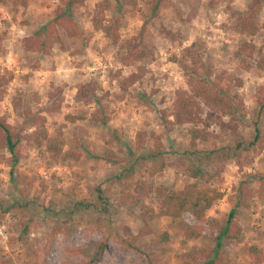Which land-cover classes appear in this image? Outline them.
I'll use <instances>...</instances> for the list:
<instances>
[{"label":"rangeland","instance_id":"obj_1","mask_svg":"<svg viewBox=\"0 0 264 264\" xmlns=\"http://www.w3.org/2000/svg\"><path fill=\"white\" fill-rule=\"evenodd\" d=\"M68 4L76 32L53 23ZM51 23L59 40L48 52L24 51ZM222 94L233 109L211 102ZM0 96V120L25 146L37 126L62 142L58 154L44 140L0 162V264H85L102 244L96 264H203L212 223L226 220L240 182L264 172V0H0ZM154 143V190L134 204L116 178ZM191 183L223 193L205 220L157 214L158 190ZM236 220L223 262L251 264L244 249L255 246L264 264V201Z\"/></svg>","mask_w":264,"mask_h":264},{"label":"trees","instance_id":"obj_2","mask_svg":"<svg viewBox=\"0 0 264 264\" xmlns=\"http://www.w3.org/2000/svg\"><path fill=\"white\" fill-rule=\"evenodd\" d=\"M70 6L71 4H68L65 6V9L63 8L58 10L53 19V23L68 22L72 24V29L75 30L74 32H76L77 25L73 19L74 14ZM247 25H249V23H247ZM53 28L54 25L52 23L48 24L47 27L43 28L39 32L37 31L38 37L25 38L22 42V47L24 51L37 53L38 51L48 52L52 41L54 39L55 42L59 40V36L56 34V31L53 30ZM248 28H250V26H244L243 30L248 31ZM37 32L35 34H37ZM52 36H54L53 40L51 39ZM40 37H42V39L38 40ZM141 57L142 55L136 57L134 61L140 60ZM214 101L219 104L221 103L225 107L233 109V106H231L233 104L232 99L226 94H222L221 97H217V95L216 97H211V102L213 103ZM34 119L37 121L39 119L41 121L40 126L44 125V117L35 115ZM40 130H42V128L37 126L34 131V134L30 136L28 140V145L25 146V144L23 143L24 138L14 133L9 125L5 124L0 120V162H8L15 164L17 163L19 151L21 148L28 146L32 147V144L38 147L43 145L44 140H50L48 139L46 133H42V140L38 138V131ZM254 131V141L248 144V148L255 146L258 141L260 131L257 127H255ZM61 143L62 142L60 137L52 139L48 142V144L45 145V149L51 154H53L54 152L58 154L60 152L59 146ZM152 146V151H148L145 154L137 156L134 164H131L128 167L124 168L122 171H120L119 176L116 178L119 184H129V187L132 190V194L126 192V196L133 197L134 204H137L142 199L147 198L154 190L152 184L148 181L149 179L153 178L155 174V171L153 170L151 164L153 162L157 163L159 160H161L163 153L160 151L161 148L158 144L154 143V145ZM242 146L243 143H238L234 147L227 149L226 151H224V156L222 157L231 159L234 154L237 155V153L241 150ZM141 147L142 145L140 144L136 147V150ZM219 153L220 151L217 150L212 151L209 154L213 155ZM113 156L114 155L110 152L106 153L107 160H113ZM209 157H207L208 160ZM194 166V168H196L195 164ZM248 178L254 182L255 188H250L249 179L247 181L240 182L237 188V192L232 201V208L228 213L226 220L224 222L214 221L212 223L211 227L215 234L211 235V240L214 243V247L211 250L210 257H208V259L205 260L203 264H227L228 261H225L226 263L223 262L224 259L220 256L218 249L224 240L239 241L240 239L242 229L236 220L237 209L240 207L249 208L250 202L254 197H257L258 199L264 201V172H259L250 175L248 176ZM96 191L100 195L99 199H101V196L104 195V190L96 188ZM122 194H124V192H122ZM158 195L160 198V205L158 207L157 214L177 218L185 211H190L194 215V217L200 221L205 220L204 216L206 211L210 209L217 200L222 199L223 197V193H221L220 191L210 188L200 189L195 183L187 184L181 190L173 193H166L162 192L161 190H158ZM78 206L79 208L83 207L84 203H80ZM150 213L153 214V217L158 216L154 213L153 210H151ZM183 232L187 238L200 236V233L196 232L191 227H184ZM104 249V244L99 245L92 258L88 260L85 264H96ZM244 250L250 257L251 264H260L262 262V257L258 253L257 247L247 246Z\"/></svg>","mask_w":264,"mask_h":264}]
</instances>
